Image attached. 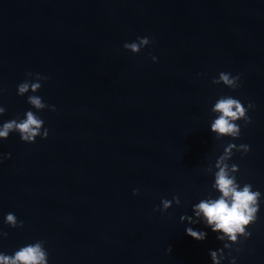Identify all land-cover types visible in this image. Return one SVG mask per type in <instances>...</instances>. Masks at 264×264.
I'll return each mask as SVG.
<instances>
[{"label": "water", "instance_id": "95a60500", "mask_svg": "<svg viewBox=\"0 0 264 264\" xmlns=\"http://www.w3.org/2000/svg\"><path fill=\"white\" fill-rule=\"evenodd\" d=\"M145 36L139 52L123 47ZM221 71L238 87L212 83ZM28 72L46 79L18 95ZM222 96L254 105L238 138L210 131ZM0 106V125L31 110L48 129L0 138V253L43 241L48 264H212L225 241L180 216L219 195L208 168L234 143L250 150L227 163L261 197L220 264H264V0H0Z\"/></svg>", "mask_w": 264, "mask_h": 264}, {"label": "clouds", "instance_id": "9594fccd", "mask_svg": "<svg viewBox=\"0 0 264 264\" xmlns=\"http://www.w3.org/2000/svg\"><path fill=\"white\" fill-rule=\"evenodd\" d=\"M148 37H137V41L125 43L123 47L133 53L139 52L142 47L149 44ZM153 61L156 57H152ZM35 77V82L25 79L17 85V94L24 95L29 92H37L40 87V81L46 79L40 73H26V77ZM239 75L232 76L230 73L221 71L218 77L213 78L212 83H223L224 85L235 89L238 87ZM27 102L35 109L42 110L49 108L55 111L54 105L45 104L38 95H29ZM254 105L249 102L247 108L240 100L232 96H222L212 105L211 111L216 113V117L210 123V131L215 133V138L219 140L221 137L229 136L238 138L240 136V125L236 123L243 120L245 124L250 123V117L247 115L248 108ZM6 109L0 106V115L5 113ZM44 121L29 110L24 113L23 119L7 120L0 125V138L7 139L9 133L17 132L22 141L34 142L37 136L42 139L48 136V129L43 127ZM43 129V130H42ZM233 149L247 153L250 146L247 144L236 145L228 143L223 153L217 157L215 164L210 165L208 171L212 167L217 170L214 173V182L212 187L218 190L219 195L216 198L201 199L198 203L192 205V216L181 215L180 221H187L189 224L197 222L203 223L213 232L218 233L217 239L225 241L223 248L210 250L209 256L212 264H220V260L224 258V249H231L232 244L238 242L239 237L247 238L251 235L247 231V227L255 223L257 213L259 211V201L261 193L252 190V185L245 183L240 186L237 183L235 172L238 171V165H229L227 161L233 155ZM11 153L4 154L5 158L10 157ZM138 189H133V194H137ZM179 204V197L173 196L172 200L162 199L160 211L168 209L172 202ZM196 217L197 219H193ZM202 218V219H200ZM4 222L11 227L23 226V221H17L16 216L9 212L4 216ZM185 232L188 236L196 240H203L206 237L204 231H197L191 227H187ZM0 235L6 236L7 233L0 232ZM169 251L171 247L169 246ZM238 251V249H237ZM48 253L43 247V241L27 244L19 248L12 255L0 253V264H48ZM230 264H235V258H232Z\"/></svg>", "mask_w": 264, "mask_h": 264}]
</instances>
